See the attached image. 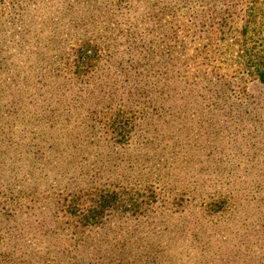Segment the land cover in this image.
Listing matches in <instances>:
<instances>
[{"label":"rangeland","instance_id":"1","mask_svg":"<svg viewBox=\"0 0 264 264\" xmlns=\"http://www.w3.org/2000/svg\"><path fill=\"white\" fill-rule=\"evenodd\" d=\"M248 1L0 0V264H264V84L215 31Z\"/></svg>","mask_w":264,"mask_h":264},{"label":"trees","instance_id":"2","mask_svg":"<svg viewBox=\"0 0 264 264\" xmlns=\"http://www.w3.org/2000/svg\"><path fill=\"white\" fill-rule=\"evenodd\" d=\"M213 4L210 1L206 10L215 12L216 9L212 8ZM15 5L13 3L12 6ZM241 10H243V15L241 17L235 16L230 21L223 17L224 14L220 15L215 25V31L219 34L220 40H232L236 46L237 57L242 62L248 77L264 84V0H249L247 5L242 6ZM73 54H75V62L79 66H84L95 58L96 49L89 41L83 40L78 43ZM105 95L106 92L102 90L100 84L94 82L86 96L79 100V105H86L88 107L86 109L93 113L97 109L95 107L101 109L105 107L106 100L103 99ZM113 99L114 96L109 97L107 101ZM105 111L102 110L103 113ZM120 113L121 109L115 110L110 117V129L115 136L123 134L125 124L129 123L120 117ZM119 199H121L120 196ZM109 200V198L106 199V201ZM111 203L107 202L103 205ZM115 205L117 204L115 203ZM93 261L94 263L98 262L96 256Z\"/></svg>","mask_w":264,"mask_h":264}]
</instances>
